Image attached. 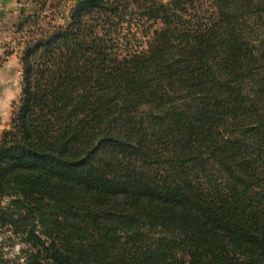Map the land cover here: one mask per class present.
<instances>
[{
    "label": "trees",
    "instance_id": "1",
    "mask_svg": "<svg viewBox=\"0 0 264 264\" xmlns=\"http://www.w3.org/2000/svg\"><path fill=\"white\" fill-rule=\"evenodd\" d=\"M66 3L16 26L0 264H264V0Z\"/></svg>",
    "mask_w": 264,
    "mask_h": 264
},
{
    "label": "rangeland",
    "instance_id": "2",
    "mask_svg": "<svg viewBox=\"0 0 264 264\" xmlns=\"http://www.w3.org/2000/svg\"><path fill=\"white\" fill-rule=\"evenodd\" d=\"M43 2V1H42ZM50 5L45 8V11H40V6H31L26 11L27 14L32 15L33 13H37L36 15L40 14L42 16H46L47 19H52L53 22L58 24L60 23L59 15L57 14V6H53L54 8L51 10L53 15H49L47 12L51 7V4H59L60 0H49ZM73 5V0H68V3L65 5V9L62 8V13L68 14L69 9ZM57 12V13H56ZM45 23H48L45 21ZM16 30V29H15ZM21 34L16 33L11 40L10 47L13 49V53L16 52V61L15 59L12 60V64L18 65V69L22 72L21 65L19 63V55L22 52V45H21ZM10 47L7 48L5 54L10 55L12 52L10 51ZM18 74H16V85L11 90L12 93L17 90V82H18ZM22 83V82H21ZM13 98V97H12ZM19 97L14 100L16 103ZM12 113V104L5 103L2 108H0V137L2 136L3 132L7 130L10 126V118ZM10 198H0V254L4 256L6 259H13L15 256H18L21 248H23V244L21 241V237L18 235V228L21 226L22 222L17 214V210L13 207Z\"/></svg>",
    "mask_w": 264,
    "mask_h": 264
},
{
    "label": "crops",
    "instance_id": "3",
    "mask_svg": "<svg viewBox=\"0 0 264 264\" xmlns=\"http://www.w3.org/2000/svg\"><path fill=\"white\" fill-rule=\"evenodd\" d=\"M36 1V2H35ZM37 0H0V108L5 103L12 104L21 94L22 72L18 65L12 64L16 61V52L10 47L12 37L16 34V26L21 20L22 12L27 14L28 8L36 6ZM10 47V55L5 54ZM16 74H18L17 90L12 93L16 85ZM13 97V98H12Z\"/></svg>",
    "mask_w": 264,
    "mask_h": 264
}]
</instances>
